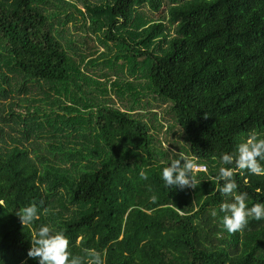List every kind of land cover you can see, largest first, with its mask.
<instances>
[{
	"label": "trees",
	"instance_id": "trees-1",
	"mask_svg": "<svg viewBox=\"0 0 264 264\" xmlns=\"http://www.w3.org/2000/svg\"><path fill=\"white\" fill-rule=\"evenodd\" d=\"M81 1L91 31L70 39L51 10L58 0H0V264H37L27 252L43 224L65 232L72 254L95 249L104 264H264V219L228 233L219 206L231 197L214 179L221 152L264 132V0H150L161 15L167 6L164 25L143 23L126 37L117 31L146 0ZM98 46L86 65L101 79L118 76L99 69L117 47L159 112L135 105L141 96L129 85L130 105L97 107L100 84L78 63ZM156 113L174 124L178 154L206 165L193 187L164 186L161 168L176 153L155 144ZM233 178L249 207L264 201V175ZM31 203L38 219L23 226L16 212Z\"/></svg>",
	"mask_w": 264,
	"mask_h": 264
},
{
	"label": "clouds",
	"instance_id": "clouds-1",
	"mask_svg": "<svg viewBox=\"0 0 264 264\" xmlns=\"http://www.w3.org/2000/svg\"><path fill=\"white\" fill-rule=\"evenodd\" d=\"M219 161L222 166L218 168V175L214 179L223 181L218 184V191L225 197H231L230 202L225 200L219 206V211L223 213L222 226L228 233H234L242 230L249 218L264 219V201L259 200L249 207V194L237 191L238 185L233 178L238 170H247L250 175H264V132L251 131L237 143L233 151L221 152ZM197 168L206 170V165L176 154L167 166L161 168L160 177L168 189L193 187L196 182L193 172ZM150 200L154 203L157 196L151 195ZM212 215L215 216L216 212L213 211ZM16 216L23 226H31L38 219L37 205L31 203L18 209ZM27 256L36 259L37 264H104L103 257L95 249H84L83 255L72 254L65 232L53 230L47 224L33 231Z\"/></svg>",
	"mask_w": 264,
	"mask_h": 264
},
{
	"label": "rangeland",
	"instance_id": "rangeland-1",
	"mask_svg": "<svg viewBox=\"0 0 264 264\" xmlns=\"http://www.w3.org/2000/svg\"><path fill=\"white\" fill-rule=\"evenodd\" d=\"M86 1V0H85ZM87 6L90 7H98V6H104L106 3L105 0H87ZM150 0H146L144 2L141 8H136L132 14V20L130 25L124 29L117 31V35H123L127 36L126 34L131 33L132 35H137L141 28L139 27L143 23H151L153 21H161L163 22L164 16L167 10V6L164 8L162 15L161 11L162 9L159 8L158 11H155L150 5ZM162 1V0H161ZM53 2V1H52ZM51 2V3H52ZM165 0H163V3ZM58 8L51 9L53 12H57L59 14L60 20H65V28L60 29L65 33V37L74 39V37L80 38L85 34H89L87 30L91 31L90 21L89 18L91 16V12L85 8L84 2L81 0H58L57 2ZM164 5V4H163ZM76 8L77 11H80L83 13V17H81L74 8ZM140 7V6H138ZM161 15V17H160ZM158 17H160L158 19ZM84 24L85 27L82 29L80 25ZM164 25V22H163ZM76 28V29H75ZM75 29V30H74ZM98 30H100V26L97 27ZM97 31V30H96ZM165 32L167 35H170L169 29L166 27ZM169 33V34H168ZM88 36V35H86ZM85 36V37H86ZM100 36L99 32L97 31L96 37ZM95 37V36H94ZM92 36V39H94ZM95 37V39H96ZM97 43V42H96ZM132 44L134 42L132 41ZM116 47V46H115ZM136 47H134L135 49ZM142 49V47H141ZM104 49L101 46H98V51L92 56H90L84 63L83 66H81L79 63L80 69H83V72L86 73L88 77L91 79H94L95 81H98L100 84V98H98L99 105L97 107H109V108H116L121 110L124 106H128L133 101L132 93L128 91V85L134 89V94L140 95V100H137L135 105H138L139 107H142L143 105H146L147 107L151 106L152 108H149V110L145 109L143 112H159V110H155L154 106L157 107V102L152 100L153 98L146 96L147 95V88H146V79L141 77L140 72H134V76L136 75V78L128 77L127 70L125 68V65L127 64V61L125 58H123L122 53H118L117 47L116 49L111 46V51H109L108 55H106V61L104 65L99 66V69H103L104 71H108V69H112V73H116L118 76H106L105 78L101 79V74L99 73V70L96 68H92V66H87L86 62L89 63L92 60L98 59V55L102 53ZM118 56L119 58L116 59L115 57ZM114 61V63L112 62ZM99 63L102 61H98ZM84 69H87L85 72ZM139 71V70H138ZM106 73V72H104ZM111 74V73H110ZM11 79V82L9 84V90L8 95L12 98L15 96L14 94V87H15V80L12 76H9ZM13 78V79H12ZM16 79V78H15ZM121 83V84H120ZM139 86V88H138ZM11 91V92H10ZM123 92V95L121 97H118L115 93ZM10 92V94H9ZM121 99V100H120ZM9 100L5 101L7 103ZM159 109L161 112L165 110V106H159ZM152 125H150L151 129V135L154 137L155 144L159 145L161 149L163 150H169V152H175L178 154V150L173 147V141H178V133L175 131L174 124L169 120L166 119L165 121L162 120V114L156 113V117L152 119ZM162 128V129H161ZM184 155V154H183ZM186 156V155H184ZM188 158V156H187ZM194 161V160H193ZM195 162V161H194ZM197 163V162H195ZM199 164V163H197Z\"/></svg>",
	"mask_w": 264,
	"mask_h": 264
},
{
	"label": "built area",
	"instance_id": "built-area-1",
	"mask_svg": "<svg viewBox=\"0 0 264 264\" xmlns=\"http://www.w3.org/2000/svg\"><path fill=\"white\" fill-rule=\"evenodd\" d=\"M202 172H205V170H200V169H195L193 174H196V173H202Z\"/></svg>",
	"mask_w": 264,
	"mask_h": 264
}]
</instances>
